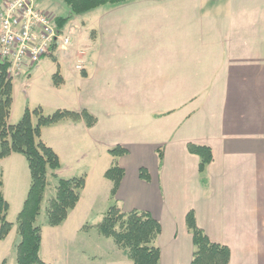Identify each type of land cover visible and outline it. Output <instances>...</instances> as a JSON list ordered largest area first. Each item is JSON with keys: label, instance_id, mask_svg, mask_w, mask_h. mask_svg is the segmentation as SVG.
<instances>
[{"label": "crops", "instance_id": "0c3cea01", "mask_svg": "<svg viewBox=\"0 0 264 264\" xmlns=\"http://www.w3.org/2000/svg\"><path fill=\"white\" fill-rule=\"evenodd\" d=\"M71 22L82 29L68 54L83 61L73 73L82 92L58 108L88 110L98 121L64 119L42 130L61 159L58 177L79 176L65 159L89 160L63 230L75 219L83 231L99 201L148 211L162 226L161 264H191L186 217L193 210L210 240L229 247V264H264V0H132ZM66 79L61 73L56 94ZM49 131L57 134L52 140ZM191 143L212 149L203 173ZM118 144L128 153L113 157L109 149ZM17 154L0 162L15 166ZM115 162L125 175L113 198L105 173ZM4 190L5 179L6 198Z\"/></svg>", "mask_w": 264, "mask_h": 264}, {"label": "trees", "instance_id": "16d2710c", "mask_svg": "<svg viewBox=\"0 0 264 264\" xmlns=\"http://www.w3.org/2000/svg\"><path fill=\"white\" fill-rule=\"evenodd\" d=\"M1 1V0H0ZM73 15H83L106 3H123L132 0H62ZM72 16L56 17V24L63 28ZM59 74L54 76L55 82ZM13 78L8 73V64L0 62V160L13 153L24 155L28 162L31 184L28 195L18 218L20 241L17 244L18 264H50L40 256L42 246V227L37 223L42 212L45 191L48 185L50 169L58 170L61 159L58 153L42 139L44 127L52 126L64 119H84L88 126H94L98 119L88 110L81 112L59 109L52 114H44L41 107L26 108L22 118L15 124L10 123L13 108ZM36 116V122L33 117ZM190 152L197 154L200 172L212 162L213 153L209 146L189 144ZM113 157L128 153V148L120 144L109 149ZM163 159L162 151L159 152ZM125 175V169L117 162L106 171L105 176L112 181V197ZM140 175L149 178L146 168H141ZM86 186V175L59 177L55 194L47 201L46 216L52 226L62 224L71 210L80 201ZM9 202L3 192V180L0 179V240L5 239L13 228L8 220ZM187 225L193 234L194 253L191 264H229L231 251L228 246L212 242L196 221V214L191 210L186 217ZM100 233L112 238L122 248L134 264H161V249L158 239L162 232L160 222L148 211L132 210L125 212L114 203L98 225Z\"/></svg>", "mask_w": 264, "mask_h": 264}, {"label": "rangeland", "instance_id": "374dc122", "mask_svg": "<svg viewBox=\"0 0 264 264\" xmlns=\"http://www.w3.org/2000/svg\"><path fill=\"white\" fill-rule=\"evenodd\" d=\"M38 6L53 14L54 17L72 16L74 20L75 16H77L71 13L69 7L62 0H38ZM72 19L63 28L66 31H72L73 42L74 33L81 34V27H83L84 23L80 19L79 24H81V27H79L77 26V22H71ZM71 46L69 50H63L58 53V60L56 59L57 57H48L41 61L39 65L37 64L32 69L25 71L20 77L13 79L14 101L12 115L10 116L12 124L17 123L22 118L25 109L28 107L31 109L41 107L44 114H52L59 110L58 107L60 105H65L63 103L74 105V102L70 100L73 98L75 92H82V85L74 80L73 73H77L79 70H77L76 64L79 62L83 64V61L77 62L75 57L68 55L71 53H69ZM59 62L61 63L60 66ZM83 70L84 64L83 69L79 71ZM61 73L67 75V79L64 91L56 94L59 91L54 76ZM76 103H78L77 100ZM36 119L37 117L34 116L33 121L36 122ZM56 135L51 134V131H49L44 136L52 140ZM63 135L68 136V134ZM76 136V134H73L74 138ZM98 152L102 153L103 156L105 155L103 150H98ZM16 156H19L18 158L21 159L16 160L15 166L8 159L7 161L0 162V179H5L4 191L9 202L8 220L13 223V228L8 236L0 240V264H18V251L16 247L20 241L18 218L31 183L30 170L26 158L22 154H17ZM74 156L70 157V161L65 159V165L72 164V166L79 169L78 175H84L88 168V166L86 168L84 166L89 165V160L79 165L76 162L72 163ZM82 158L80 157L78 160L80 161ZM56 171L58 170L50 169L48 172V185L45 191L43 208L37 221L42 227L41 258L50 264H109L114 260L115 262H123L124 264H133L126 252L122 248H120L121 251H118L114 247V244H116L114 240L103 236L98 229V225L103 220L107 209L114 204L113 202L99 201L96 208L86 218L85 224L87 226L83 231L76 229V224H74L76 223L75 219L72 225H67L68 227L71 226L68 230H63V227H61L65 220L62 224L57 225L60 226L59 228L62 231H54L59 230V228L53 229L57 226H52L48 223L46 206L48 199L55 194V186L59 179V174H55ZM56 241L58 251L57 249H55L56 251L54 250Z\"/></svg>", "mask_w": 264, "mask_h": 264}, {"label": "built area", "instance_id": "2783aa9c", "mask_svg": "<svg viewBox=\"0 0 264 264\" xmlns=\"http://www.w3.org/2000/svg\"><path fill=\"white\" fill-rule=\"evenodd\" d=\"M67 31L38 6V0H1L0 62L8 64L13 79L18 78L43 59L69 50L73 33ZM76 68L83 69L82 62Z\"/></svg>", "mask_w": 264, "mask_h": 264}]
</instances>
